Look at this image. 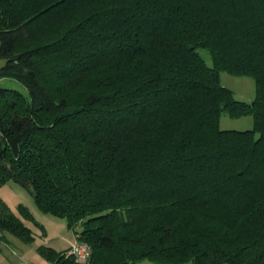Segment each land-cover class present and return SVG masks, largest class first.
I'll use <instances>...</instances> for the list:
<instances>
[{
	"label": "trees",
	"instance_id": "trees-1",
	"mask_svg": "<svg viewBox=\"0 0 264 264\" xmlns=\"http://www.w3.org/2000/svg\"><path fill=\"white\" fill-rule=\"evenodd\" d=\"M0 58L26 90L0 85V185L89 247L44 264H264V0H0ZM17 210L0 197V240L30 244Z\"/></svg>",
	"mask_w": 264,
	"mask_h": 264
},
{
	"label": "rangeland",
	"instance_id": "rangeland-1",
	"mask_svg": "<svg viewBox=\"0 0 264 264\" xmlns=\"http://www.w3.org/2000/svg\"><path fill=\"white\" fill-rule=\"evenodd\" d=\"M198 51L205 63L208 66H212V59L209 51L205 48H199ZM3 62L4 60L0 58V66ZM220 82L223 86L231 90L233 97L237 100L250 102L255 96V81L250 76H236L221 71ZM0 85L8 88H15L24 93L26 92L24 86L13 78H0ZM252 126L253 117L250 114L240 117H231L226 111L220 114L219 127L221 129L245 130L252 128ZM0 197L15 212H18L17 207L19 204L26 206L33 220L37 223L34 224V222L31 221L26 222L33 232L34 240L30 244H25V246H23L24 249L18 250L22 251L21 254L19 252L21 256L19 254H14L13 260H22L35 264L46 263L45 258L37 251L38 246H48L60 251L68 248L75 240V231L67 226L66 220L62 217H57L42 211L33 200L32 195L17 182L11 180L0 185ZM77 229L78 228L75 230ZM13 239H15L18 245L19 243L22 244L18 239Z\"/></svg>",
	"mask_w": 264,
	"mask_h": 264
},
{
	"label": "crops",
	"instance_id": "crops-1",
	"mask_svg": "<svg viewBox=\"0 0 264 264\" xmlns=\"http://www.w3.org/2000/svg\"><path fill=\"white\" fill-rule=\"evenodd\" d=\"M23 246H25V244L19 243L18 245L12 236L6 235L4 241L0 240V264H26V263L35 264L33 262H24L22 260H16V259L13 260L14 254H19V252L21 254L22 251H18V250L24 249ZM36 264H44V263H36Z\"/></svg>",
	"mask_w": 264,
	"mask_h": 264
},
{
	"label": "built area",
	"instance_id": "built-area-1",
	"mask_svg": "<svg viewBox=\"0 0 264 264\" xmlns=\"http://www.w3.org/2000/svg\"><path fill=\"white\" fill-rule=\"evenodd\" d=\"M69 251L73 254L75 259L78 261L86 260L89 255L88 245L76 239L69 246Z\"/></svg>",
	"mask_w": 264,
	"mask_h": 264
}]
</instances>
